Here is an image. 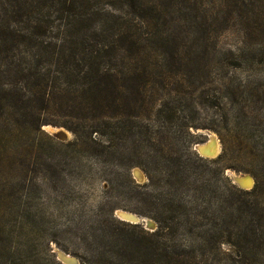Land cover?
<instances>
[{
	"label": "trees",
	"instance_id": "16d2710c",
	"mask_svg": "<svg viewBox=\"0 0 264 264\" xmlns=\"http://www.w3.org/2000/svg\"><path fill=\"white\" fill-rule=\"evenodd\" d=\"M99 1L63 0L71 23L35 31L22 22L31 0H0V216L38 218L46 213L41 200L63 208L67 153L103 163L122 149L131 154L123 178L138 190L155 228L113 217L97 221L95 231L86 226L80 264H264V86L246 82L239 108L232 104L231 119L220 117L212 130L221 153L199 157L191 150L193 126L172 124L163 90H156L199 68L183 57L194 50L163 42L156 55L144 44L150 34L136 25L133 7L140 13L147 0H127L113 24L106 19L80 31L98 14ZM136 26L139 35L131 33ZM52 33L56 43L46 41ZM212 53L208 70L220 72L229 54ZM236 59L254 65L248 55ZM45 126L62 127L74 140L59 142ZM133 166L146 184L130 178ZM225 170L250 175L253 188L238 189Z\"/></svg>",
	"mask_w": 264,
	"mask_h": 264
},
{
	"label": "rangeland",
	"instance_id": "374dc122",
	"mask_svg": "<svg viewBox=\"0 0 264 264\" xmlns=\"http://www.w3.org/2000/svg\"><path fill=\"white\" fill-rule=\"evenodd\" d=\"M61 1L31 0L32 8L22 14L24 27L37 31L36 27L50 30L68 26L72 19L60 7ZM125 6H129L127 0H100L95 6L98 14L78 28L83 31L88 26L92 30L93 24H102L106 19L111 25ZM136 9L134 6V15L138 18L136 25L140 24V29L150 34H144V44L155 50L156 55H161L163 42L181 51H196L182 55L187 61H197L199 68L180 72L156 90L158 93L163 90L159 98L165 108L168 104L166 113L174 114L176 120L169 119L172 124L182 126L188 122L193 126L189 131L196 138L191 150L194 151L196 144L199 147L211 143L216 152L209 154L210 158H201L216 159L221 146L212 130L221 118L231 119L233 106L239 108L240 92L247 81L264 86V0H147L146 9H140V13H136ZM132 32L141 34L137 26ZM46 36V41L56 43L53 33ZM213 48L216 52H227L229 63L222 71L210 73ZM242 54L248 55L254 64L249 69L236 59ZM148 114L155 119L153 109L148 110ZM43 130L48 135L60 133L61 139H55L62 143L74 140L62 127L45 126ZM129 157L131 154L127 150L120 149L113 159L102 163L88 153H67L69 166L61 184L64 183L67 190V197L62 201L64 207L57 209L52 203L41 200V208H45L46 213L38 218L0 216V264H63L57 258L58 252L80 264L84 242L89 236L86 226L95 231L97 221H107L110 217L121 221L117 213L134 216L143 228L154 229V223L143 215L146 211L137 198L138 190H133L123 178L125 167L130 165ZM134 161L133 157L131 162ZM129 175L137 185L147 183L139 167L129 168ZM224 175L231 183L240 177L251 180L246 190L254 186L248 174L225 170ZM112 178L115 183H110Z\"/></svg>",
	"mask_w": 264,
	"mask_h": 264
},
{
	"label": "water",
	"instance_id": "95a60500",
	"mask_svg": "<svg viewBox=\"0 0 264 264\" xmlns=\"http://www.w3.org/2000/svg\"><path fill=\"white\" fill-rule=\"evenodd\" d=\"M50 136L60 140V133L56 132L54 134H49ZM197 145L199 144H196L194 146V151L200 156V157H203V158H210V156L208 155V151L205 150L204 148H201L199 149L198 151L196 150V148L198 147ZM232 184L235 185L238 189H241V190H246L245 188L241 187L240 186V183L236 182L235 180L232 181ZM122 214L124 213H117L116 215L120 218L121 221H124V222H128L130 224H138L139 222V219L134 217V216H130V218H125L124 216H122ZM57 258L58 260H60L63 264H79L77 260L71 258L70 260L68 258H66L64 256L63 253H60L58 252L57 253Z\"/></svg>",
	"mask_w": 264,
	"mask_h": 264
},
{
	"label": "bare ground",
	"instance_id": "6f19581e",
	"mask_svg": "<svg viewBox=\"0 0 264 264\" xmlns=\"http://www.w3.org/2000/svg\"><path fill=\"white\" fill-rule=\"evenodd\" d=\"M201 148H204L205 150L208 151V155L210 154V156L216 152V147L214 145H212L211 143H206L205 145L203 146H199L198 147V150L201 149ZM238 183H240V186L243 187V188H249L250 185H251V180L247 179V178H244V177H240V178H237L236 179ZM122 216H124L125 218H130L128 214H122ZM64 256L66 258H68L69 260L71 258H69V256L65 255Z\"/></svg>",
	"mask_w": 264,
	"mask_h": 264
}]
</instances>
